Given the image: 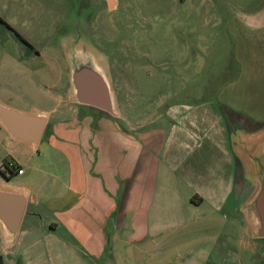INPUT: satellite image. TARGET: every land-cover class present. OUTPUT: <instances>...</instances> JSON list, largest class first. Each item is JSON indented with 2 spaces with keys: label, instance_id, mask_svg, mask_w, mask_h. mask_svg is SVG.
I'll return each instance as SVG.
<instances>
[{
  "label": "crops",
  "instance_id": "obj_1",
  "mask_svg": "<svg viewBox=\"0 0 264 264\" xmlns=\"http://www.w3.org/2000/svg\"><path fill=\"white\" fill-rule=\"evenodd\" d=\"M10 2L0 0V19L9 24L3 9ZM225 6L237 8L219 22L231 67L221 65V81L207 84L205 97H163L166 109L138 122L117 108L113 116L62 99L46 86L55 107L35 109L16 96L21 106L0 101L44 114L51 131L37 145L59 157L34 167L25 180L19 166L13 170L19 182L0 180V190L25 196L13 240L19 235L16 245H26L14 250L15 264L42 257L57 264H264V237L254 234L249 206L264 171V0ZM39 55L33 49L25 56ZM223 110L250 124L232 122ZM0 131L36 146L12 138L1 125ZM25 216L29 224L21 229ZM57 226L75 243L58 235ZM0 233L11 237L1 224Z\"/></svg>",
  "mask_w": 264,
  "mask_h": 264
},
{
  "label": "rangeland",
  "instance_id": "obj_2",
  "mask_svg": "<svg viewBox=\"0 0 264 264\" xmlns=\"http://www.w3.org/2000/svg\"><path fill=\"white\" fill-rule=\"evenodd\" d=\"M12 1L3 9L11 21L7 24L32 46L27 48L0 24V101L13 106H21L16 96L35 109L55 107L44 86L52 94L62 99L67 95L71 100L69 88L67 92L64 89L69 80L71 49L104 66L114 104L121 116H133L131 122L164 111L167 104L160 102L163 97L170 102L209 95L207 84L221 81L220 75L217 77L221 65L231 67L229 43L219 23L220 16L237 12L236 7L225 6L228 0ZM210 16L215 18L213 23ZM33 49L39 57L26 60L25 55L32 56ZM223 114L232 122L250 124L233 113ZM45 127L42 140L51 131V123ZM58 158L41 143L32 149L7 139L0 131V180L6 177L19 182L20 176L13 171L16 166L23 169L25 180L34 167H44ZM38 209L46 221L42 207ZM28 224L25 216L20 228ZM55 230L68 243H75L59 226ZM3 236L0 233L1 264H15L14 250L26 242L16 245L19 235L14 240ZM12 240L15 247H11ZM35 251H42V246ZM31 264L57 263L42 257Z\"/></svg>",
  "mask_w": 264,
  "mask_h": 264
},
{
  "label": "water",
  "instance_id": "obj_3",
  "mask_svg": "<svg viewBox=\"0 0 264 264\" xmlns=\"http://www.w3.org/2000/svg\"><path fill=\"white\" fill-rule=\"evenodd\" d=\"M68 59L71 99L75 103L117 115L104 66L89 55L78 56L72 49L68 53ZM45 121L44 114H25L0 103V125L16 140L36 145ZM24 206L23 193L0 190V224L7 235L13 237L17 232ZM249 206L257 220L254 234L264 237V171L259 175L258 185Z\"/></svg>",
  "mask_w": 264,
  "mask_h": 264
},
{
  "label": "trees",
  "instance_id": "obj_4",
  "mask_svg": "<svg viewBox=\"0 0 264 264\" xmlns=\"http://www.w3.org/2000/svg\"><path fill=\"white\" fill-rule=\"evenodd\" d=\"M0 23H2L3 25H5V27H7V28L10 29L9 25H8L7 23L3 22L1 19H0ZM12 32H13L16 36H18V34H17L15 31L12 30ZM18 37H19V36H18ZM20 39H21V38H20ZM21 41L25 42L23 39H21ZM27 45H28V44H27ZM223 112H226V111L223 110ZM0 172L3 174V171H2L1 169H0ZM0 264H1V258H0Z\"/></svg>",
  "mask_w": 264,
  "mask_h": 264
},
{
  "label": "built area",
  "instance_id": "obj_5",
  "mask_svg": "<svg viewBox=\"0 0 264 264\" xmlns=\"http://www.w3.org/2000/svg\"><path fill=\"white\" fill-rule=\"evenodd\" d=\"M21 171H22V170H21L20 168H17V169H16V173H21Z\"/></svg>",
  "mask_w": 264,
  "mask_h": 264
},
{
  "label": "flooded vegetation",
  "instance_id": "obj_6",
  "mask_svg": "<svg viewBox=\"0 0 264 264\" xmlns=\"http://www.w3.org/2000/svg\"><path fill=\"white\" fill-rule=\"evenodd\" d=\"M83 105V104H82Z\"/></svg>",
  "mask_w": 264,
  "mask_h": 264
}]
</instances>
